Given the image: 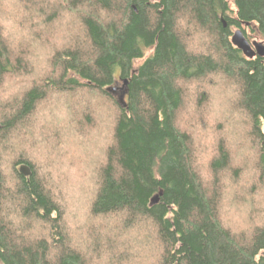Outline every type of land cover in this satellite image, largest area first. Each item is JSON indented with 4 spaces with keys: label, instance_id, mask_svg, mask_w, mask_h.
<instances>
[{
    "label": "trees",
    "instance_id": "16d2710c",
    "mask_svg": "<svg viewBox=\"0 0 264 264\" xmlns=\"http://www.w3.org/2000/svg\"><path fill=\"white\" fill-rule=\"evenodd\" d=\"M236 30L264 0H0V264H264Z\"/></svg>",
    "mask_w": 264,
    "mask_h": 264
},
{
    "label": "water",
    "instance_id": "95a60500",
    "mask_svg": "<svg viewBox=\"0 0 264 264\" xmlns=\"http://www.w3.org/2000/svg\"><path fill=\"white\" fill-rule=\"evenodd\" d=\"M225 27V23H223ZM231 44L239 50L243 56L247 59H253L256 57H264V44L262 42H252L251 44L246 40L243 33L240 30H236L231 37ZM127 81H124L126 84ZM20 173L28 176L30 173L26 168L22 167ZM159 201L158 197L152 199V204H157Z\"/></svg>",
    "mask_w": 264,
    "mask_h": 264
},
{
    "label": "rangeland",
    "instance_id": "374dc122",
    "mask_svg": "<svg viewBox=\"0 0 264 264\" xmlns=\"http://www.w3.org/2000/svg\"><path fill=\"white\" fill-rule=\"evenodd\" d=\"M152 1H156V0H152ZM249 37H250V34H249ZM249 42H250V44L252 42H262V43H264V39H260V38H256V37L252 36V37H250ZM116 87L120 88L121 84L118 83V86H116Z\"/></svg>",
    "mask_w": 264,
    "mask_h": 264
}]
</instances>
